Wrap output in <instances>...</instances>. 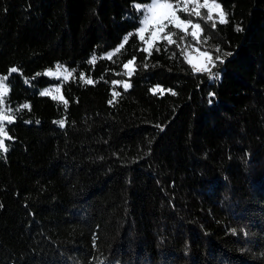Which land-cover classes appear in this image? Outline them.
<instances>
[{"label":"trees","instance_id":"16d2710c","mask_svg":"<svg viewBox=\"0 0 264 264\" xmlns=\"http://www.w3.org/2000/svg\"><path fill=\"white\" fill-rule=\"evenodd\" d=\"M136 1L0 0V264H264V0L150 54Z\"/></svg>","mask_w":264,"mask_h":264},{"label":"snow or ice","instance_id":"6c2138e0","mask_svg":"<svg viewBox=\"0 0 264 264\" xmlns=\"http://www.w3.org/2000/svg\"><path fill=\"white\" fill-rule=\"evenodd\" d=\"M183 7L181 8V4L177 3L175 6L171 2V0H151V2L148 5H134L138 11H142L143 17L140 21L141 27H139L136 30V33L139 34V38L141 41H145V35L144 33L148 31L149 37L148 40L145 41L146 43H154L157 38L161 40H166L168 44L175 43L176 41L172 39L173 36L176 35L175 32L168 31L170 26L175 29H179L185 33H187L188 27H191L194 29V31L191 33L193 38L197 37V31L200 30L201 26L199 23H193L191 19H182L179 15H177V10L183 11L185 13H189V15H193L196 17L201 16V11L200 9H207V20H212L213 19V13L214 10L220 9L219 3H216V0H203V3H200V0H182ZM193 3L194 7L189 10L188 4ZM225 13L223 11L219 12V23H226L225 19ZM213 28H215V24H213ZM133 35L132 33H129L123 37V40L125 42L128 41L129 37ZM181 40H183V37H181ZM124 47V43H121L119 47L116 49L117 52H119L122 48ZM144 51H148L150 54V51L148 48H144ZM159 51V48L156 49ZM220 49L217 48L216 51H219ZM204 55H208L205 53ZM226 55H231V53H226ZM111 56V53L109 54ZM95 59V58H93ZM135 60V56L132 57L127 63L123 65L125 69L129 67L130 64L133 63ZM210 62L214 66V61H211V57L209 56ZM216 60H220L221 63H223V60L220 59L219 56L216 57ZM190 62V61H189ZM146 66V65H145ZM194 71H201L199 68L193 69ZM209 71L210 69H204ZM12 72H16V68L11 69ZM131 73H129L130 75ZM39 75V73L37 74ZM211 75V73H210ZM83 78V77H81ZM7 78H2L0 79V105L3 104V93L6 91L5 88V80ZM89 83L91 81H88ZM130 85H125V88L129 87ZM59 91V89H57ZM41 95H49L48 91H42L40 93ZM214 95L210 93V96ZM211 103V100L209 101ZM111 103V101H110ZM21 107L23 108H29L30 106L28 104H24ZM65 107H67V103L65 102ZM11 110L9 109L7 112L3 109H0V137H4L7 135L5 128L3 126V121L7 120L9 123H12L14 120V117L12 115H9L8 112ZM38 122V121H37ZM55 123H58L60 126L64 125V121H56ZM0 149L7 150L4 145V140L0 139Z\"/></svg>","mask_w":264,"mask_h":264},{"label":"rangeland","instance_id":"374dc122","mask_svg":"<svg viewBox=\"0 0 264 264\" xmlns=\"http://www.w3.org/2000/svg\"><path fill=\"white\" fill-rule=\"evenodd\" d=\"M151 2V0H148V1H146V2H140V1H136V2H134V4L133 5H137V4H139V5H148L149 3ZM210 2H211V0H210ZM173 3V2H172ZM200 3H203V0H200ZM216 3H218V2H216ZM175 4L176 3H173V5L175 6ZM180 4H181V8L183 7V3H182V1L180 2ZM220 5V4H219ZM135 7V6H134ZM188 7H189V10L191 11V9L194 7V4L193 3H189L188 4ZM135 9L137 10V8L135 7ZM138 11V10H137ZM220 11H223L222 10V8H221V6H220V9H217V10H214V13H213V19H215V20H218L219 21V12ZM139 12V27H141V24H140V21H141V19H142V17H143V13H142V11H138ZM224 12V11H223ZM177 15H178V13H177ZM192 21H193V23H196L193 19H191ZM138 27V28H139ZM194 31V29H192L191 27H188V30H187V33H189L190 35H191V33ZM197 31V37L195 38V39H197L199 36V33H200V30H196ZM149 32L148 31H146L145 33H144V35H145V41H147L148 40V37H149ZM139 35V34H138ZM192 36V35H191ZM193 37V36H192ZM157 40H159V38H157L156 39V41ZM144 41V46H145V48H148V49H150L153 45H154V43H146ZM205 53H207L208 55H204ZM184 55H185V59H186V61L194 68H199V69H201V71H205L204 69H211V66H212V63L210 62V60H209V56L211 57V55L208 53V52H206V51H204V50H202V49H200L199 47H198V45H196V44H186V46H185V53H184ZM190 61V62H189ZM211 61H213V59H212V57H211ZM127 69H131V65H129V67L127 68ZM207 71V70H206ZM43 73L45 74V75H48V76H52V77H55V78H57V79H61V80H66V79H68L69 77H70V75H71V71L67 68V67H65V66H63V65H60V64H56L54 67H50V68H46L44 71H43ZM7 78V76L6 75H0V79H2V78ZM5 88H6V91H4V93H3V101H5V99H4V97L6 96V94H7V90H8V84H7V80H5ZM57 89H59V91H57ZM42 91H48L49 92V95L50 96H52V97H55V98H58V99H61V91H60V85L59 84H55V85H53V86H51V87H48V88H46V89H42L41 90V92ZM0 109H3V110H5L6 112L9 110L6 106H5V104H4V102H3V104L2 105H0ZM8 114L9 115H11L10 114V112H8ZM3 126H4V128H5V126L7 125V124H9V122L7 121V120H4L3 122ZM6 131V130H5ZM7 133V132H6ZM8 138V135H6V136H4V137H0V139H3L4 140V145H5V148H6V143H5V141H6V139ZM3 150V149H2Z\"/></svg>","mask_w":264,"mask_h":264}]
</instances>
